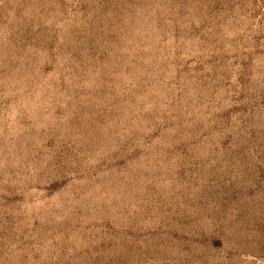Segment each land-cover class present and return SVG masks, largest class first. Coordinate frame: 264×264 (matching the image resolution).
I'll list each match as a JSON object with an SVG mask.
<instances>
[{"label": "rangeland", "instance_id": "rangeland-1", "mask_svg": "<svg viewBox=\"0 0 264 264\" xmlns=\"http://www.w3.org/2000/svg\"><path fill=\"white\" fill-rule=\"evenodd\" d=\"M0 264H264V0H0Z\"/></svg>", "mask_w": 264, "mask_h": 264}]
</instances>
